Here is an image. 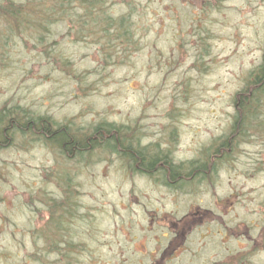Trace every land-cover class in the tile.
Returning a JSON list of instances; mask_svg holds the SVG:
<instances>
[{
	"label": "rangeland",
	"instance_id": "374dc122",
	"mask_svg": "<svg viewBox=\"0 0 264 264\" xmlns=\"http://www.w3.org/2000/svg\"><path fill=\"white\" fill-rule=\"evenodd\" d=\"M73 1L79 16L51 14L40 43L22 34L2 50L1 110L15 105L86 133L98 122L128 125L139 144L182 161L221 147L234 96L264 59V0H94L91 12ZM260 96L264 120V84ZM259 131L240 137L190 198L108 150L77 164L16 137L0 151V264H264ZM48 193L72 196L76 250L65 257L34 235L46 226ZM192 204L213 211V222L177 221L185 237L161 252L173 240L167 223Z\"/></svg>",
	"mask_w": 264,
	"mask_h": 264
},
{
	"label": "trees",
	"instance_id": "16d2710c",
	"mask_svg": "<svg viewBox=\"0 0 264 264\" xmlns=\"http://www.w3.org/2000/svg\"><path fill=\"white\" fill-rule=\"evenodd\" d=\"M73 2V0H0V55L3 49L8 48V42L20 36L24 38L23 35L25 37L36 35L39 43L44 40L43 34L35 33L40 30L45 32L48 30V25L53 23L49 16L53 13H55L54 15L60 12L71 14L68 18L79 16L70 11ZM92 4H95L94 0H80V5L85 6L89 12H91L89 5ZM46 5H51L52 7H49L52 10L49 14L44 15L42 9ZM120 26L121 22L117 24L115 30H118L117 27ZM128 26L129 23L125 32L129 31ZM0 64H3L2 56L0 57ZM255 68L250 73L252 79L250 83H247L234 96L233 102L236 103V107L230 122V130L228 136L221 142L225 148H228L229 144L239 137L249 136L252 131L259 134L260 128H264L262 127L264 123L263 113L259 110L262 104L260 95L264 84V59ZM17 109L19 107L15 105L0 109V151L12 147V143L17 137L19 141L29 139L30 142L52 146L66 161L72 160L75 161L73 163L77 164L87 162L85 157L92 155L96 150L104 149L116 153L118 157H122L124 160L126 159L131 166H129L130 169L136 165L140 167L141 171H152L154 166H157V169L162 173L170 169L171 179L176 174L183 173L179 166L171 165L166 154H164L166 151H160L157 143L149 147L139 144L138 138L130 137L132 128L128 125L98 122L87 133L77 129L72 131L67 123L57 122L50 116L31 114L24 109L18 112ZM158 165L161 166L158 167ZM62 185L66 189L69 188L66 181ZM68 196L62 198L58 194L56 198L49 193L46 195V199L41 202L49 208L50 214L46 220V226L34 233L35 236L38 235V239L42 240L43 249L48 254L58 252L59 256L62 255L61 257H65L69 250H76L73 249L76 243L72 228L67 223V221L75 218L73 216L76 213H74V207L70 206V203L68 204V201L72 200V196L67 199ZM76 248L79 249V246Z\"/></svg>",
	"mask_w": 264,
	"mask_h": 264
},
{
	"label": "flooded vegetation",
	"instance_id": "af4514ba",
	"mask_svg": "<svg viewBox=\"0 0 264 264\" xmlns=\"http://www.w3.org/2000/svg\"><path fill=\"white\" fill-rule=\"evenodd\" d=\"M251 133V137L255 139V136H257L256 133L254 131H252ZM238 139L234 140L233 143H230V146L228 148H225L221 145V143H219L218 146H221L220 148L216 147L215 149H208L203 154L204 161H197L195 158L188 159L186 161L178 160L173 157L172 153L169 151L168 148H166L165 146L164 148H160V151H166L165 153H163L166 154V157L167 159H169L172 166H179V169L183 170V173L180 172L179 174H176V176L172 179L170 177V169L168 171H165L164 173L160 172V170L157 169V166H154L152 171H141L138 165L134 166V168L129 169L130 171H138L141 174L146 175V177L148 178H154V175L158 173L159 175H161V177H163V179H165V182H162V184L160 185L161 187H163L164 189L166 188L168 191H170L171 194H176V191H180L181 193H183V196H188V198H190L194 192V185H198L200 181H206L209 176L215 174L217 169L215 165L220 164L221 160L225 161V154L236 147V142ZM259 160L262 162L264 161L262 155L259 156ZM125 161L127 160L125 159ZM128 165L130 166L129 163ZM160 166L161 165H158V167ZM200 208L201 207L196 206V204H192L190 205V207L187 208V210L183 211L182 215L180 214L173 217V220H176L175 224H172L170 222L167 223L166 227L169 228L167 231H170L171 234H173V240L168 241L166 247L161 252L168 249V247H171L175 250V248L178 247L179 241H181V239L185 237L183 236L182 231L179 228V222L182 223V226H187L189 222L191 224L190 227H192V225L196 223L210 225L213 222V217L211 216L213 214V211H210L209 209ZM187 219L188 221H186ZM163 254L164 253H162V258Z\"/></svg>",
	"mask_w": 264,
	"mask_h": 264
},
{
	"label": "bare ground",
	"instance_id": "6f19581e",
	"mask_svg": "<svg viewBox=\"0 0 264 264\" xmlns=\"http://www.w3.org/2000/svg\"><path fill=\"white\" fill-rule=\"evenodd\" d=\"M216 147L215 146H213V148L212 149H215Z\"/></svg>",
	"mask_w": 264,
	"mask_h": 264
}]
</instances>
